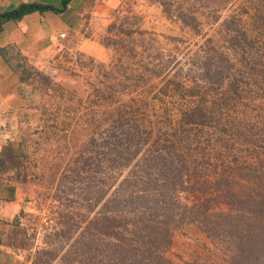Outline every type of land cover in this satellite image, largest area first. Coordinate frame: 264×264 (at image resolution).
<instances>
[{
    "label": "rangeland",
    "instance_id": "rangeland-1",
    "mask_svg": "<svg viewBox=\"0 0 264 264\" xmlns=\"http://www.w3.org/2000/svg\"><path fill=\"white\" fill-rule=\"evenodd\" d=\"M88 35L90 44L60 42L46 66L21 73L29 123L4 124L19 130L14 141L23 154L7 156L0 168V188L9 192L0 195V264H87L86 244H107L85 225L102 213L100 181L107 198L114 188L112 130L121 110L166 136L183 112L203 105L211 116L203 130L212 136L200 148L210 154L206 176L231 166L241 190L253 167L264 169V0H116L109 24ZM217 53L229 70L214 86L203 79L211 69L203 62ZM197 125L186 126L194 133ZM5 139L0 130V150L10 151L13 140ZM222 146L224 163L211 156ZM80 173L91 200H84ZM213 242L184 225L168 255L176 264H229L226 248Z\"/></svg>",
    "mask_w": 264,
    "mask_h": 264
},
{
    "label": "trees",
    "instance_id": "trees-1",
    "mask_svg": "<svg viewBox=\"0 0 264 264\" xmlns=\"http://www.w3.org/2000/svg\"><path fill=\"white\" fill-rule=\"evenodd\" d=\"M70 2L60 0L59 6L38 1L20 3L0 12V30L5 21L19 20L33 11L61 14ZM193 25L196 29L197 23ZM203 64H211L203 79L214 86L228 75L229 65L218 53L205 58ZM125 113L119 112L112 130L115 175H111V197L107 198L108 188L105 190V180H101L97 201L102 213L97 222L85 225V232L94 228L107 244L101 249L86 244L90 252L84 258L90 261L100 255V264H176L168 255L174 233L179 227L193 225L226 248L229 264H264V169L253 167L241 190L235 189L237 169L231 166L222 164L213 176H206L202 163L210 154L200 148L209 145L212 136L203 130L211 120L203 105L183 112L174 131L166 136H154L151 127L143 126L133 112ZM190 122L199 123L194 133L186 126ZM181 128L185 130L180 134ZM226 131L223 126L217 133L222 136ZM223 149L211 156L224 163ZM4 164L0 156V168ZM76 178L83 183L84 200H91L86 177L80 173ZM217 205L226 209L218 210ZM99 250L105 253L95 254Z\"/></svg>",
    "mask_w": 264,
    "mask_h": 264
},
{
    "label": "crops",
    "instance_id": "crops-1",
    "mask_svg": "<svg viewBox=\"0 0 264 264\" xmlns=\"http://www.w3.org/2000/svg\"><path fill=\"white\" fill-rule=\"evenodd\" d=\"M60 5V0H0V12L17 7L20 3L32 2ZM116 0H71L61 14L52 11H33L19 20H8L0 30V129L5 140L11 142L10 151L0 150L5 164L10 156L22 155L19 144L14 141L19 130L4 124L29 123V106L20 89L23 83L21 73L26 68L42 69L49 57L55 53L60 42L78 39L79 47L90 44L89 29L103 30L111 21V12ZM65 33V38H59ZM73 41V40H72ZM15 63V64H14ZM2 135V134H1ZM8 153V154H7ZM9 156V157H7ZM6 189V188H5ZM8 192V191H7ZM9 193V192H8ZM0 188L2 197H9ZM0 212V215H4ZM1 217V216H0ZM0 224L2 222L0 221Z\"/></svg>",
    "mask_w": 264,
    "mask_h": 264
},
{
    "label": "built area",
    "instance_id": "built-area-1",
    "mask_svg": "<svg viewBox=\"0 0 264 264\" xmlns=\"http://www.w3.org/2000/svg\"><path fill=\"white\" fill-rule=\"evenodd\" d=\"M65 36H66L65 33H60V34H59V38H61V39H64ZM44 220H45V219H44Z\"/></svg>",
    "mask_w": 264,
    "mask_h": 264
}]
</instances>
